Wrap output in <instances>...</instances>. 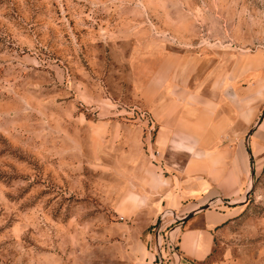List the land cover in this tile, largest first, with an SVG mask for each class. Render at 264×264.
I'll list each match as a JSON object with an SVG mask.
<instances>
[{
  "label": "rangeland",
  "instance_id": "rangeland-1",
  "mask_svg": "<svg viewBox=\"0 0 264 264\" xmlns=\"http://www.w3.org/2000/svg\"><path fill=\"white\" fill-rule=\"evenodd\" d=\"M165 54L216 69L229 65L226 54L264 57V0H0V264H67L85 251L110 260L101 246L112 244L113 207L134 192L116 187L136 178L129 165L155 162L151 138L135 148L126 134L119 148L95 125L112 120L152 137L139 92ZM259 148L248 192L217 206L242 209L239 230L264 220ZM157 217L142 240L153 259L158 234L167 262V235L181 220Z\"/></svg>",
  "mask_w": 264,
  "mask_h": 264
},
{
  "label": "crops",
  "instance_id": "crops-1",
  "mask_svg": "<svg viewBox=\"0 0 264 264\" xmlns=\"http://www.w3.org/2000/svg\"><path fill=\"white\" fill-rule=\"evenodd\" d=\"M222 57L229 65L219 69L201 57L165 54L158 61L139 92L151 115L152 137L148 129L112 120L95 125L102 139L116 136L119 148L126 134L135 148L151 138L155 163L149 156L146 166L129 165L127 173L136 178L116 187L134 192L113 207L119 217L104 234L112 244L101 246L110 260L98 262L85 251L67 264H155L142 237L164 210L181 220L174 231L177 256L165 264H264V247L257 242L264 220L254 222L259 229L239 230L242 209L217 207L222 199L246 194L262 170L261 153L251 148L264 149L263 134L258 137L264 116L257 126L254 120L264 110V57ZM141 213L147 217H136ZM247 234L253 245L242 241Z\"/></svg>",
  "mask_w": 264,
  "mask_h": 264
},
{
  "label": "built area",
  "instance_id": "built-area-1",
  "mask_svg": "<svg viewBox=\"0 0 264 264\" xmlns=\"http://www.w3.org/2000/svg\"><path fill=\"white\" fill-rule=\"evenodd\" d=\"M142 115H146L145 112H143ZM143 116V117H144ZM149 124H151V119L149 120ZM152 125V124H151ZM155 241H156V245H155V253H156V257L154 258V263L155 264H165V259L162 253V250L160 249V236L157 234L155 236ZM166 248L167 251L169 253V257L170 258H176L177 256V251L175 249V242H174V232H169L167 235V243H166Z\"/></svg>",
  "mask_w": 264,
  "mask_h": 264
}]
</instances>
